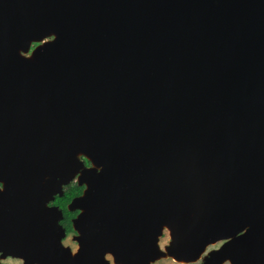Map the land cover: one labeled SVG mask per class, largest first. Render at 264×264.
Instances as JSON below:
<instances>
[{
    "label": "water",
    "instance_id": "obj_1",
    "mask_svg": "<svg viewBox=\"0 0 264 264\" xmlns=\"http://www.w3.org/2000/svg\"><path fill=\"white\" fill-rule=\"evenodd\" d=\"M83 147L72 261L45 205ZM0 182L24 264H150L161 226L178 259L224 241L202 264H264V0H0Z\"/></svg>",
    "mask_w": 264,
    "mask_h": 264
},
{
    "label": "rangeland",
    "instance_id": "obj_2",
    "mask_svg": "<svg viewBox=\"0 0 264 264\" xmlns=\"http://www.w3.org/2000/svg\"><path fill=\"white\" fill-rule=\"evenodd\" d=\"M54 40H55V35L53 34L52 31H47L42 34L32 36L26 39L23 47L18 48L16 50V55L18 56L20 60H23L29 63L31 67L40 65L41 63L38 58L39 52L44 50L49 45H51L54 42ZM85 162L88 163L87 166ZM76 164L77 165L75 166V169L72 171V174L67 182H63L60 178H57V181L62 186V189L64 186L70 185V184L83 186V191H82V194H83L84 191L86 190V183L81 182L80 177L82 176L85 170L91 169L92 166H91L90 161L87 160L83 156L76 157ZM65 183L67 184L64 185ZM3 189H4V185L3 183L0 182V191H3ZM45 207H48V204L45 205ZM68 207L75 209L77 211V215L84 212L83 209H79L78 207L75 208L72 205L70 206V204L68 205ZM80 237H81V234L78 231L74 230L73 224L71 222V232H69L68 234H64L60 239V244L62 248L64 250H67L72 257H74L80 249L79 242H78V239ZM169 242H170L169 232L166 229H163L161 232V235L157 239V246L159 249H163L169 244ZM224 243H225L224 241H220V242H217L215 245L206 247L204 251L202 252V254L199 256V258L196 260V263H193V262H190V263H193V264L204 263L202 262L203 257H205L204 255L214 250L219 249ZM104 260L106 264H120V263H117L115 261V258L111 254H108V253L104 255ZM0 264H24V262L23 260L18 259V258L2 257L0 255ZM150 264H189V262L180 263V262H176L175 260H172V258L170 259L169 257L165 258V257L160 256L156 258L154 262ZM221 264H229V262L224 261Z\"/></svg>",
    "mask_w": 264,
    "mask_h": 264
},
{
    "label": "trees",
    "instance_id": "obj_3",
    "mask_svg": "<svg viewBox=\"0 0 264 264\" xmlns=\"http://www.w3.org/2000/svg\"><path fill=\"white\" fill-rule=\"evenodd\" d=\"M86 166L88 165L85 162ZM83 191V186L78 185H66L62 189V194L60 196H55L53 201L50 203L51 206L56 207L61 212V220L59 225L66 232H71V221L77 216V211L67 210L68 204L74 199L81 196Z\"/></svg>",
    "mask_w": 264,
    "mask_h": 264
},
{
    "label": "bare ground",
    "instance_id": "obj_4",
    "mask_svg": "<svg viewBox=\"0 0 264 264\" xmlns=\"http://www.w3.org/2000/svg\"><path fill=\"white\" fill-rule=\"evenodd\" d=\"M78 153H79L78 156H83V157L87 158V159L92 163V166H93L94 168H99V170H100V166L97 165V163L94 162L93 157L89 154V151H88L86 148H84V147L81 148V149L79 150ZM86 191H87V185H86ZM82 197H85V194H83ZM83 210H84V209H83ZM84 212H85V210H84ZM87 213H90V212L87 211ZM161 228H162V230H163V229H166V230L169 232V236H170L169 247H170V245H172V244L175 243V238H174V236L172 235V231L170 230V228H169L168 226H161ZM245 229H247V228H245ZM212 245H215L214 242H209L208 245H207L206 247H209V246H212ZM167 246H168V245H167ZM167 246H166V249H165V250L160 249L159 253L157 254V255H159L158 257H160V256L165 257V258H166V257H169L170 259L172 258V260H175L176 262H180V263H188V262L190 263V262H194V261H196V260L199 258V256L202 254V252L204 251V249L206 248V247H205V248L200 249L199 253L197 254V258H196L195 260H194V259L189 260V259H186V258H184V257L181 258V259H178V258H177V255H175V254H174V255H173V254H170L169 251H168ZM214 251H215V250H214ZM212 252H213V251H212ZM212 252H210V253L204 255L205 257H203L202 262L205 263V261L207 260V258H209V255H210ZM182 253H183V252H182ZM108 254H110V253H108ZM111 255H112V254H111ZM77 256H78V253H77L74 257H72V261H76ZM158 257H157V258H158ZM226 261H228L229 264H233V260L230 259V258H227ZM47 264H48V263H47Z\"/></svg>",
    "mask_w": 264,
    "mask_h": 264
},
{
    "label": "flooded vegetation",
    "instance_id": "obj_5",
    "mask_svg": "<svg viewBox=\"0 0 264 264\" xmlns=\"http://www.w3.org/2000/svg\"><path fill=\"white\" fill-rule=\"evenodd\" d=\"M82 195V194H81ZM48 207H54V206H51L50 203L48 204ZM72 222V221H71ZM69 232H66L64 231V234H68Z\"/></svg>",
    "mask_w": 264,
    "mask_h": 264
}]
</instances>
